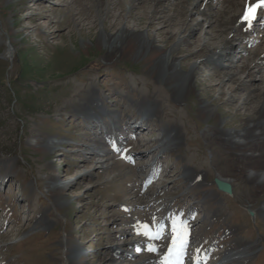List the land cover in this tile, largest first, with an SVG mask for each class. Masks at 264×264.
<instances>
[{
  "label": "rangeland",
  "instance_id": "obj_1",
  "mask_svg": "<svg viewBox=\"0 0 264 264\" xmlns=\"http://www.w3.org/2000/svg\"><path fill=\"white\" fill-rule=\"evenodd\" d=\"M148 5L136 7L126 21L156 37L162 49L179 36L152 19L154 10L163 13L161 20L175 13L180 25L189 21L195 28L189 45L175 53L184 57L183 68L193 62L200 67L198 85L187 99L172 95L175 76L157 78V68L135 59L132 51L107 60L112 53L99 43L103 26L97 0H0V264H144L157 255L137 251L149 239L143 225L157 222L158 213L163 221L157 224L166 230L163 241L172 238L168 215L184 216L192 225L190 259L212 249L207 262L264 264V214L258 212L264 187L236 165L241 153L222 135L245 125L250 107L241 103L249 97L258 105L264 92L239 86L231 97L229 85L235 88L246 76L242 73L220 94L217 84L227 80L230 61L217 67L216 57L206 59L208 49L191 55L210 41L206 31L226 29L225 19L237 11V3L163 0L153 12ZM178 28L173 27L175 35ZM262 28L245 35L254 42L238 35L232 40L226 30L213 47H231L235 70L249 62L259 71L254 54L264 52ZM243 42L249 48L245 55ZM257 76L264 86V70ZM149 94L161 102L152 117L137 104ZM92 96L109 113L102 125L92 123L85 111ZM202 100L212 102L219 114L210 119L200 114ZM113 118L120 120L116 136L126 141L117 150L109 136L103 137L114 132ZM167 124L183 137L161 150L158 138ZM98 148L109 149L102 160ZM217 171L234 181L235 197L217 188ZM50 181L66 187L49 191ZM257 240L261 246L251 259L222 262L228 249L241 253L250 250L241 246L244 242Z\"/></svg>",
  "mask_w": 264,
  "mask_h": 264
},
{
  "label": "bare ground",
  "instance_id": "obj_2",
  "mask_svg": "<svg viewBox=\"0 0 264 264\" xmlns=\"http://www.w3.org/2000/svg\"><path fill=\"white\" fill-rule=\"evenodd\" d=\"M87 1L90 2V0H87ZM162 1L163 0H152V1L150 0H97V7H98L97 12L100 18L99 20L103 26L101 29L100 35H99V43L101 45H106L108 49V53H112V55H109L110 57H108L107 59L108 61H112L117 56H123L126 53L132 51V53H134L135 59L137 60L142 59V58L147 59L151 67L157 68V78L166 81L170 78V76L172 75L175 76L176 81H174V83L172 84V88H171L172 95L178 100H183V99H187L191 88L193 86L195 87L196 85H198L196 75L200 67L198 66L197 63L193 62V63H190V65L188 64L189 66L187 69L183 68L182 65L184 63L182 64V61L184 60V57L176 56L175 53L176 51L181 50V47L183 45H189L190 37L195 33V28L192 27L189 21L187 23L184 21L180 25V23H178L177 20H175V17H176L175 13L173 17L169 18L168 21L161 20L163 13H156V10H154L152 19L153 20L157 19L161 27L167 28L168 33H170L171 35L179 36V39L176 43H173L169 47L162 49V47H160L157 44L158 39L156 37H153L152 35H146V32L143 29H140V28L136 29V27L132 26L126 21V18L128 17L133 18L134 10L136 9V7H139V6L143 7L144 4H147V5L149 4L147 8L152 9V12H153V9H155V7L161 4ZM202 1H206L208 4L211 0H202ZM230 1L234 3V0H230ZM235 1L237 3L236 5L237 11L235 13L233 12L234 14H232L231 16L229 15L228 17H226L225 19L226 29H221V31H219L220 33H217V34H216L217 30L206 31V34L208 35H210V33L212 34L210 39H208L210 41L209 42L204 41L202 44V47L197 45L196 52H193L191 55H194L197 52L199 53L201 50L208 49L207 51L208 56L206 57V59L208 58L210 59L213 56L216 57L215 61L217 63V67L224 66L225 65L224 62L226 60L230 61L227 63V66H229L228 67L229 71L227 72V76H228L227 80H225V78L221 79L219 83L217 84L219 87L221 86L222 88V91L220 92V94L224 93L225 91L224 86L228 84L227 82H231L232 80L236 82L237 81L236 76H238L239 74L242 75V73L246 74V76L243 80L240 81V83H237V86L235 88L233 84L229 85V89H231L230 91H232L231 97H233V92L239 86H245V87L255 86L256 89H259V90L261 89L262 94H263L264 86H261L263 84L256 82V81L258 78L257 72H261L262 70H264V52L260 51L254 54L257 56V59L254 61V63L257 65L258 70H259V71L254 72L252 70L254 69V67H252L251 63L249 62L247 64L242 65L239 69H236V70L234 69L236 66V63H235L236 58L230 55L231 52L229 51V49H231V47H225V46L219 47V45L213 47L215 39L218 41L222 39V34L223 32L225 33L226 30H228L227 34H230L229 36L232 40L235 39V37L238 35L239 37H242L243 39H246L247 41V38L245 37L246 34H250L257 29L261 30V27H264V7H261L260 9L257 10L254 19L246 20L244 18L247 7L250 4L254 5L257 2V0H242V1L240 0V2L238 0H235ZM117 7H119L120 9L119 13L113 12L114 10H116ZM204 11L205 13H207L206 10ZM147 15L149 16L151 15V10L150 11L148 10ZM110 18H113V22H111V26L109 28H106L105 24ZM211 21L212 20L210 19V22ZM50 24L51 22L47 23L46 26L49 28ZM150 24H154L153 21H151ZM135 25L140 26L141 23H136ZM174 26L175 27L179 26L176 32V35H175V30L173 31ZM109 29H111V31ZM158 34L160 36L161 33H158ZM232 40L230 41V43L232 42ZM243 43L245 44L243 45L241 51L245 55L248 52L249 48H248V43L247 44L246 42H243ZM208 46H211V48L210 47L208 48ZM229 55L230 57L227 59ZM244 55L243 57H245ZM263 83H264V79H263ZM254 97L255 96L253 95L251 98H254ZM137 104L138 106L143 108V113L145 116L150 115L152 117L153 115L159 114L158 107H160L161 102L156 97L155 94H151V95L149 94L148 96H143L141 100H137ZM177 104H180V103H177ZM248 106L250 107V114L244 116L246 117L245 125L241 127L240 129L225 131L224 133H222V135L225 137L224 139L225 144H228L230 148L234 149V151L241 153L240 155H238L235 161L236 165L239 168L248 169L249 179L257 181L258 184L264 187V97L258 100V105H251L250 98L247 97L246 101L241 103V107L245 109ZM85 111L89 114V117L92 123H99V125H102L101 124L102 120L106 121L105 120L106 118L105 119L104 118L101 119V118L104 117V115L109 114L108 111L102 105H99L97 103V97L95 98V96H92L89 100V103L85 104ZM217 113L219 114V112L215 111L214 107H212V102H209L207 100L201 101L200 114H203L205 118L210 119L213 116H215ZM119 121L120 120L117 121L116 118H113V121L111 122V126H112L111 128H113L114 131H117V127L119 126ZM223 123H224V120H220L219 127H222ZM116 134L118 133L116 132ZM116 134L114 136L113 132L111 131L108 133V135L103 136L104 138H107L109 136L110 137L109 140L112 143L116 142L115 150L122 148V147H119L120 143H122V146H124V144L126 143V141L125 143H123L120 140V138L117 137L118 135L116 136ZM182 137H183L182 133L180 132L178 128H174L173 124H167L164 132L158 138L159 141L157 140L159 142L158 147L161 149L169 145L177 144L178 142L181 141ZM97 150H99V152H97L96 156L98 158H101V160L104 158L105 155L109 154L108 153L109 149L107 150L103 148H98ZM156 165L157 164H155L154 166ZM215 177L231 183L232 188H233L231 195L233 197L236 196V193H235L236 191L234 189L235 183L232 179H228L229 177L223 174L221 171H217V175ZM64 187H66V185L63 184V182L50 181L48 185V190L49 191L53 189L59 190V189H63ZM249 202L250 201H248V203ZM246 206H249V205H246ZM160 207L166 210L167 206H165L164 208L163 205H160ZM258 212L264 214V207H262L261 209H258ZM172 217H173L172 215H168L167 217L169 218V221L171 220V224H172L171 229L173 227V220H174L173 219L174 217L173 218ZM162 219H163L162 215L158 213V216L156 217V221L159 223L163 221ZM182 219L185 220L184 218ZM187 225L190 230L193 229L192 225H190L189 223H187ZM190 241H191V237H189L188 244H191ZM241 246L249 247L250 250L243 249V251L240 253L234 250L233 248H230L224 253V256L221 258L222 262L224 263L232 259H236V258L238 259H241V258L249 259L250 258L251 259V257L255 255L256 252H258L261 245H260V240H257V241L244 242V244H242ZM208 251H210L211 253L212 249H207L205 251L198 252L199 254H197L196 259L194 260L193 264H201V263L214 264V262L212 261L207 262L212 259L211 257L209 259ZM66 253L67 255L70 254L69 251ZM167 254H168V250L165 256ZM158 260H159V257L153 259V262L158 261ZM151 261H148V262H151ZM148 262L146 263L144 262V264H147ZM216 264H220V263H216Z\"/></svg>",
  "mask_w": 264,
  "mask_h": 264
},
{
  "label": "snow or ice",
  "instance_id": "obj_3",
  "mask_svg": "<svg viewBox=\"0 0 264 264\" xmlns=\"http://www.w3.org/2000/svg\"><path fill=\"white\" fill-rule=\"evenodd\" d=\"M261 7H264V0H257L253 5L250 4L246 9L245 19L251 20L255 18L256 12ZM164 225L157 224L155 229L145 224L143 226V235L152 237L153 239H159L163 236ZM172 240L171 246L168 249V254L165 256V264H183L182 257L186 255L187 246L189 243L190 229L186 222L174 219L172 227ZM149 251L155 252L158 249L149 246Z\"/></svg>",
  "mask_w": 264,
  "mask_h": 264
},
{
  "label": "water",
  "instance_id": "obj_4",
  "mask_svg": "<svg viewBox=\"0 0 264 264\" xmlns=\"http://www.w3.org/2000/svg\"><path fill=\"white\" fill-rule=\"evenodd\" d=\"M214 183L216 184L217 188L227 194H232V185L228 181L222 180L220 178L215 177L214 178ZM251 215L254 213L250 211Z\"/></svg>",
  "mask_w": 264,
  "mask_h": 264
}]
</instances>
